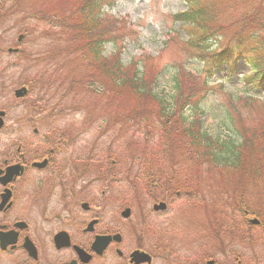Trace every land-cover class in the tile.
Here are the masks:
<instances>
[{"label":"flooded vegetation","instance_id":"obj_1","mask_svg":"<svg viewBox=\"0 0 264 264\" xmlns=\"http://www.w3.org/2000/svg\"><path fill=\"white\" fill-rule=\"evenodd\" d=\"M15 49L6 54L17 56ZM3 66L0 264H258L264 258L258 252L264 223L252 224L256 216L241 209L240 200L210 208L206 196L199 201L206 180L194 183L183 170L175 177L143 171L133 197L129 169L115 167L109 148L98 144L106 134L66 127L63 114L32 104L18 115L17 103L32 95V81L11 87L2 78L16 60ZM19 89H25L21 97ZM91 131L93 140H82ZM183 198L182 213H192L186 226L152 224L150 218Z\"/></svg>","mask_w":264,"mask_h":264},{"label":"trees","instance_id":"obj_2","mask_svg":"<svg viewBox=\"0 0 264 264\" xmlns=\"http://www.w3.org/2000/svg\"><path fill=\"white\" fill-rule=\"evenodd\" d=\"M70 1L74 6L66 22L58 17H46L40 8L39 12H32L35 16H29L30 13L22 15L23 21L20 22L29 23L30 18L39 22L35 28L25 29L26 34L31 33L33 44L41 36L50 41L38 57L33 49L26 56L34 64L58 65L52 70L54 74L48 77L49 86L56 84V89L64 88L66 95L73 94L72 101L91 111L92 101L83 102L81 97V90H87L98 111L111 115L109 118L113 122H122L131 135L141 138L143 149L146 146V151L156 150L155 156L142 152L134 158L137 163L142 162L140 168L147 169L146 176H156L154 169L159 166L154 164L155 161L176 160L180 153L178 159L208 165L210 175L216 174L221 179L232 177L241 190L249 186L264 188V123L236 126L232 120L234 135L238 139L221 140L202 132L200 110L201 102L213 90L208 81L224 70L235 74L238 62L250 68L249 74L241 76L244 87L260 90L264 77V37L252 33L244 38L238 33L226 41L215 28L217 16L213 6L204 4L205 0H183L185 11L173 16V21L180 24L179 28L187 38L182 41L183 52L189 59L200 63V74L187 72L183 63H177L171 78L174 92L167 98L158 91L159 71L148 63L151 58L147 54L141 52L137 60L132 59L127 64L121 62L122 48L119 45L126 35L125 26L109 19L103 12L105 7H114V0ZM40 23H44L43 29ZM57 40L64 44L63 51H57ZM107 44L116 48L111 55L104 56ZM69 47L73 49L70 54ZM61 53L66 56L59 61ZM78 57L80 66L72 67L71 63ZM68 58H73L74 62L69 63ZM76 70L84 74H77ZM262 103L264 105V101ZM76 105L70 104L68 108ZM176 172L169 176H178ZM227 186L225 182L224 187ZM239 203L241 209L254 212L261 222L264 221L261 206L255 208L242 197Z\"/></svg>","mask_w":264,"mask_h":264},{"label":"rangeland","instance_id":"obj_3","mask_svg":"<svg viewBox=\"0 0 264 264\" xmlns=\"http://www.w3.org/2000/svg\"><path fill=\"white\" fill-rule=\"evenodd\" d=\"M114 2L113 9L105 7L103 12L109 19L117 20L125 26L126 35H123L124 41L119 45L122 48L121 62L123 64H127L132 59L137 60L141 52L147 54L151 58L148 63L155 65L159 71L158 91L167 98L174 92L171 78L177 63H183V68L187 72L196 75L199 73L201 65L199 62L189 59L188 55L183 52L182 41H186L187 38L183 30L179 28V23L173 21V16L185 11L183 0H114ZM19 4L24 5L19 8ZM204 4L213 6L217 16L215 28L219 29L220 36L224 37L226 41L238 33L244 38L252 33H258L264 37V0H205ZM73 6L70 0H46L45 2L41 0H0V50L3 51L0 55V65L4 67V64L16 60V68L9 71L8 75L6 73L2 80L9 82L13 88L20 85L29 86L32 81L34 89L31 92L32 95L17 103L15 112L18 115L27 111L29 105L32 104L35 108H44L45 112L63 114L66 117L63 121L66 127L75 125L77 128L95 129L96 134L102 132L106 134L101 138L97 136L98 144L109 148L115 167L123 165L124 168L129 169L130 183L135 180L131 185H136V195L133 196L136 198L140 189L138 178L147 169L140 168L142 162L137 163V159L134 158L142 152L147 156H155L156 150L146 151V146L143 149L141 138L134 134L131 135V131L123 126L122 122H113L112 118H109L111 115L98 111V106L95 108V103H93L95 100H92L87 90H81V97L83 102L92 101L91 111L86 106L83 107L72 101L73 94L66 95L64 88L56 89V84L49 86L51 82L48 77L54 74L52 70L57 69V64L51 67L43 63L38 65L27 58V52L30 49H33V53L37 57L41 55L43 50L49 46L50 41L47 37L41 36L34 44L32 43V35L31 33L26 34L25 29L31 30L39 22L30 18L29 23H20L23 21L22 17L26 15L25 13L35 16L36 14L32 12L34 10L39 12L40 8L46 17H54V19L58 17L66 22L70 18L69 12L73 10ZM110 22L108 21V23ZM40 28H44V23H40ZM18 37H22L20 43L17 42ZM56 38H59V35ZM56 44L57 51H63L64 44H61L59 40ZM8 48H18L23 51V54L22 56L20 53L16 54L17 56H8L6 54ZM115 48L116 46L107 44L103 55H111ZM72 51L73 49L69 47L68 54ZM63 56L66 55L61 53L58 60L61 61ZM71 59H67L69 63L74 62V59ZM80 62L78 57L74 63H71V66H80ZM48 69H50L49 72ZM76 73L84 74L78 73V70ZM249 73V66L238 62L235 66V74H228L224 70L208 81V86H213L214 89L210 90L200 104L202 132L212 138L237 140L232 120L235 123L233 125L236 126L240 123L250 126L264 123V105H262L264 77L260 83V90H248L244 87L241 76ZM220 84L222 88L219 87ZM73 103L77 105L69 109L68 107ZM59 122L61 121L56 120L55 124L57 125ZM92 136H95V133L91 131L82 135L81 138L86 142L87 139L93 140ZM179 155L180 153L176 156V160L151 161L159 166L154 169L155 173L160 171L169 176L178 171L179 175V171L183 170L182 176L191 178L190 180L194 183L197 178H199L200 184L206 180L203 185L206 192L203 194L201 192L199 201L206 196L209 199L210 208H231V204L238 202L242 197L247 204H251L255 208L261 206L262 211L264 210V188L249 186L241 190L239 186L235 185L232 177L221 179L216 174L210 175L208 165L178 159ZM225 182L228 184L227 187H224ZM184 201L186 198H183L182 201L179 200L174 209L167 214L150 218L152 224L186 226L189 218H192V213L186 209L184 210L185 214L182 213ZM131 203H133L132 199ZM262 241H264V237ZM258 252L260 257H264L262 245H258ZM258 264H264V258H261Z\"/></svg>","mask_w":264,"mask_h":264},{"label":"water","instance_id":"obj_4","mask_svg":"<svg viewBox=\"0 0 264 264\" xmlns=\"http://www.w3.org/2000/svg\"><path fill=\"white\" fill-rule=\"evenodd\" d=\"M18 96H20V91L18 92V94H17ZM252 223H257V221L256 220H254Z\"/></svg>","mask_w":264,"mask_h":264}]
</instances>
